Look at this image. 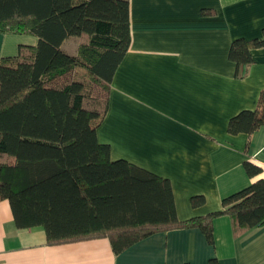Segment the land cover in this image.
<instances>
[{"label":"crops","instance_id":"obj_1","mask_svg":"<svg viewBox=\"0 0 264 264\" xmlns=\"http://www.w3.org/2000/svg\"><path fill=\"white\" fill-rule=\"evenodd\" d=\"M130 43L108 85L97 138L110 159H124L169 180L179 220L222 208L221 200L264 179V123L250 136L227 132L229 119L257 107L264 90V48L236 77L232 40L260 37L264 0H127ZM61 48L69 51L70 38ZM29 33L0 30V61ZM249 140V145L246 144ZM9 160H12L11 158ZM261 171L248 177L243 162ZM204 203L192 206L190 198ZM214 244L198 227L154 232L119 253L107 237L48 244L42 227L17 228L0 200V264H264V225L234 236L227 215L213 219Z\"/></svg>","mask_w":264,"mask_h":264},{"label":"trees","instance_id":"obj_2","mask_svg":"<svg viewBox=\"0 0 264 264\" xmlns=\"http://www.w3.org/2000/svg\"><path fill=\"white\" fill-rule=\"evenodd\" d=\"M0 30L37 37L0 61V200L17 228L42 227L48 244L107 237L119 253L173 228L198 227L213 245L219 215L234 236L264 225V179L224 196L218 211L179 220L168 179L111 160L98 140L108 85L130 43L127 0H0ZM70 36L80 40L74 55L61 48ZM252 48H264V28L230 43L236 77L252 63ZM263 123L264 90L255 109L229 119L227 132L250 136ZM243 168L248 177L261 171L249 161ZM204 201L190 198L194 207Z\"/></svg>","mask_w":264,"mask_h":264},{"label":"rangeland","instance_id":"obj_3","mask_svg":"<svg viewBox=\"0 0 264 264\" xmlns=\"http://www.w3.org/2000/svg\"><path fill=\"white\" fill-rule=\"evenodd\" d=\"M69 40H70V42H69V45H70L69 51H74L75 48H76L77 37L76 36H72Z\"/></svg>","mask_w":264,"mask_h":264}]
</instances>
